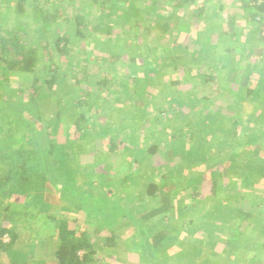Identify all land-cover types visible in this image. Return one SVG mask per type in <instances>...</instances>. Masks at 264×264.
<instances>
[{
	"label": "trees",
	"instance_id": "obj_1",
	"mask_svg": "<svg viewBox=\"0 0 264 264\" xmlns=\"http://www.w3.org/2000/svg\"><path fill=\"white\" fill-rule=\"evenodd\" d=\"M216 1L217 9L209 4V0H162L168 9L172 4L181 6L183 3L189 5L193 3L194 10L188 13L190 16H180L171 28L187 27L193 19H203L209 11L214 14L216 11L220 12L224 8L225 0ZM237 1L243 12L241 22H244L246 30L249 28L251 31L250 36L255 41L256 51L259 55L263 54L262 61H264V0ZM162 2L161 0H0V67L13 72H24L29 77L25 90L12 87L13 83L9 85L0 81V264H98L95 257L97 241L91 240L92 233L71 227L67 218L49 211L51 205L65 202H68L74 210L85 212L86 225L98 232L108 231L109 234L104 237L107 248L117 247L115 228L131 222L135 228H138L144 241L143 244L130 243L137 246L135 249L143 257H146V251L151 253L146 257L150 264H184L181 260L186 256L189 257L193 249L200 246L199 249L202 248L203 251L199 255L204 257V253L211 247L197 245L200 241L194 243L195 240L188 236L185 240H178L176 245L180 249L178 252L164 255L168 248L175 246L171 236L176 232V228L172 219L170 220L177 209L178 199L175 197L181 194L182 189L194 185L197 180L196 171L190 170L184 176H175L171 180L161 176L157 180L147 182L137 193L132 192L136 208L130 210L121 204L132 200L126 195L127 193L116 196V191L113 189L115 183H109L110 180L108 183L104 181L108 185V189L104 191L102 188L104 175L100 177L102 174L98 173L95 178L93 170L84 168L80 162L79 148L86 150L93 142V139L86 134L88 127L96 126L98 114L95 107L96 100L99 96L104 99L101 94L113 97L120 94L114 86L118 74L124 75L126 72L128 77L136 74L134 73L136 69L125 71L123 65L126 66L128 63L133 69L134 62L138 60L137 53L130 55L124 61L127 55L123 51L120 52L121 47L128 49L129 46L132 49H128L129 52L135 50L141 54L147 53L151 48L146 38H138L136 33L130 30L134 23L126 24L122 28V31L126 28L127 31L121 34L118 44L109 42L113 30L118 26L103 22L102 19L108 17L113 20L111 16L114 11L120 10L116 8L118 4H125V12L136 16L142 13L147 5L151 6V13ZM97 11H99V19L95 22L94 16ZM8 14L13 16V20L4 26L3 19ZM24 15L29 16L27 21H23ZM227 16V26L231 29L236 19L231 14ZM169 18V12L161 17L165 21ZM158 26L155 36L160 35L159 31L166 28L167 23ZM230 29L225 33L230 34ZM99 32L106 37L104 45L108 47L107 50L101 48L102 50L97 51L96 40L94 46L90 44L93 36ZM31 39H40L41 42L38 46H31ZM175 41L176 38L171 40L170 36L165 42L167 43L164 50L166 63L176 62L168 66L170 72H177L180 64L190 68L192 60L200 56L199 52L192 51L190 53L192 55L187 56L185 60L182 54L172 53L169 49ZM240 45L239 41L231 46L222 45L210 52L208 60L215 62L214 54L224 51L226 56L235 59L236 54L243 49ZM53 53H56V57ZM63 56L66 60L74 57L80 62H75L73 67L69 68L67 64L60 63ZM234 59L232 62L237 63ZM246 60L240 62L247 65ZM200 68L201 66L196 69L201 70ZM207 68L209 72L207 71L202 79H199L201 93H198V97L203 99L196 104L199 107L204 105L202 103L205 97L206 100L211 98L203 96L210 87L209 83L215 88L212 93L222 92L219 87L221 75L219 77L215 73H210L215 69L214 66L208 64ZM159 73L152 79L156 80L160 77ZM190 73L189 70L188 74ZM261 74L264 76V72ZM90 75L93 77H89ZM193 75L196 77V74ZM91 79H94L92 84L89 83ZM221 79L240 84L245 87V91H249L243 101L225 108L224 111L231 113L232 120L223 123L220 127L217 126L224 129L225 133L232 129L233 135L236 134V130L239 136L237 139L236 135L235 138L228 140L227 134L225 140L222 141L220 138L217 143L204 150L196 160L203 162L215 159L218 164L213 188L214 193L219 195L216 199L220 200L218 203L222 206L221 210L227 213L225 216L229 218L228 232L223 239L225 247L229 250L225 249V252L234 251L226 262L264 264V258L259 255L264 253V240L259 241L256 235H252V227L246 230L248 223L255 222L248 196L243 190H238L230 199V196H225L226 193L223 191L226 190L225 186L219 184L220 176L233 175L236 168H241L234 161L240 156L244 146L253 145L251 155L254 158L258 157L262 149L263 144L259 140L264 135V78L258 80L252 88L249 84V75L243 73L240 66L237 68L236 64V68ZM179 83L178 78L165 82L170 89ZM120 96L119 101L122 100ZM125 96L128 98V104H137L138 99L134 93L127 92ZM143 98H139V102L144 100ZM140 104L144 105V103ZM209 111L212 110L206 112ZM206 112L199 113L208 115ZM160 113L165 114L166 110L159 108L157 114ZM252 116H255L257 121L247 120ZM69 127L74 128L79 136L88 138V142L84 144L74 141L73 134L68 130ZM60 132H63L64 136L57 137L56 134ZM196 133L198 132L191 129L187 122L176 134L182 140ZM177 136L174 134L173 138L177 139ZM121 144L122 140L114 144V137L109 138L110 146L106 152L112 153ZM158 149V143L151 141L148 143L147 152L155 154ZM184 155L185 153L181 158H184ZM190 163L189 161L188 165ZM219 163H223V166L220 167ZM122 169L123 167H120L117 172L114 170L113 174L107 172L108 176L121 178L123 179L121 182H124L128 174L125 173L121 177ZM51 184L59 186L58 194L52 193L49 188ZM190 189L192 198H196L199 193L193 188ZM227 200L231 203L225 205ZM261 204L260 202L259 205ZM28 219L36 221L35 225L25 221ZM192 223L193 219L190 218L185 224L190 226ZM22 228L29 231L25 237H20ZM41 232L45 233L46 237L41 236ZM6 236L7 240H5ZM245 250L252 254L248 257L241 255ZM116 251L118 250L113 252ZM157 251H160V255ZM122 255L123 251L116 254L118 262L122 261ZM226 262L220 263L218 260L216 264Z\"/></svg>",
	"mask_w": 264,
	"mask_h": 264
},
{
	"label": "rangeland",
	"instance_id": "obj_2",
	"mask_svg": "<svg viewBox=\"0 0 264 264\" xmlns=\"http://www.w3.org/2000/svg\"><path fill=\"white\" fill-rule=\"evenodd\" d=\"M216 2V0H209V4L217 9ZM192 6L193 3L190 5L183 3L181 6L172 4L170 9H168L165 3L162 2L157 9H152L151 13V6L147 5L142 13L135 16L125 12V4H118L116 8L122 11L115 10L111 16V18H114L113 20L108 17L102 19L103 22L114 23V25L118 26V28L113 30L112 38H110L109 42L118 44L121 34L127 31V28L124 31H122V28L126 24L130 25L134 23L131 25L132 29L130 30L135 32L138 38H146L147 42L151 44V48L147 50V53L141 54L135 50L129 52L128 49L132 50L129 46L127 47L128 49L121 47L120 52L123 51L127 55V57H124V61L130 55L133 56L137 53L138 62H134L137 66L132 62L134 65L133 69L128 66V63L126 66L123 65L125 71L136 69L134 72L136 74L129 75V77L126 72L124 75L118 74L114 86L120 92L121 101H119V95L113 97L101 94L105 100L101 99L100 96L98 97L95 103L96 112H98L96 115V126H92V128L88 127L86 134L87 137L93 139V142L88 145L86 150L81 147L78 152L81 154V164L84 168L93 170L95 178L99 173L100 175L102 174L100 177L104 175L102 179L103 183L104 181L108 183V180H110L109 183H115L113 189L117 192H115L116 196L127 193L126 195L131 197L132 200L121 202L123 207H127L130 210L136 208L132 192L134 194L137 193L147 182L157 180L161 176H165L166 180H171L175 176H184L190 170L196 171L197 180L194 182V185L182 189L181 194L175 197V199H178L176 204L177 209L172 218L170 217L176 228V232L172 233L174 235L171 236L173 237L172 242H174L175 246L173 245V247L168 248L164 255L178 252L180 250L176 246L178 240H185L190 236L195 240L194 243L197 240L200 241L197 245L201 244L211 247L204 253V257L199 255L203 251L202 248L199 249L200 246L195 248V250L191 249V255L189 257L186 256L181 262L184 264H206L207 262L216 264L218 260L220 263L228 261L229 257L234 254L233 250L227 252L229 249L225 247V241L223 240L225 234L228 232L229 218L225 216L227 213L225 214L221 210L222 206L218 203L220 200L216 199L219 195L214 193L213 179L216 178V171L218 169L216 160L212 159L201 162L196 159L201 156L204 150L209 149L212 144L217 143L220 138L223 141L227 134L228 140L229 138H235L236 135L237 139L239 136L236 130V134L233 135L234 131L232 129L230 132L225 133L224 129L217 126L220 127L223 123L232 120L231 113L224 111L225 108H230L238 104L237 102L243 101L249 91H245V87L240 84L225 81L227 79L222 80L221 78H224L227 73L235 69L237 64V68L240 66V70L249 75V84L253 88L258 80L264 78L261 74V72H264V61H262L263 54L259 55L256 51L255 41L250 36L251 31L249 28L246 30L244 22H241L243 12L237 0H225L224 8L220 12L216 11L214 14L209 11L203 19L195 18L187 27L182 26L179 28L175 26L171 28L180 16H190L188 13H192L194 10ZM168 12L170 13V18L166 21L161 19L163 14L167 15ZM98 13L99 11L94 16L96 18L95 22L99 19ZM230 14L236 19V23L231 29L227 26V15ZM158 15L162 16L158 17ZM24 17L23 21H27L29 16L24 15ZM4 18V26H7L13 20V16L10 14L8 16L5 15ZM164 23H167L166 28H162L161 32L159 31L160 35L155 36V31L159 28L158 25ZM64 28L66 29V27ZM244 28L245 30H243ZM229 29L230 34L225 33ZM170 36L171 40L176 38L172 48L169 49L172 53L182 54L185 56V60L187 56L190 57L192 55H190L192 51L200 53L198 58L192 60L190 68L189 66L185 67L180 64L177 72L169 71L168 66L176 63H166V52L164 50L167 47V43L165 42ZM105 38V35H101L100 32L96 33L93 39H91L90 44L93 45L96 40L98 42V46L95 47L97 51L102 50L101 48L107 50L108 47L106 48L104 45ZM236 41L241 43L240 46L243 49L240 53L236 54L235 59L234 57L230 58L228 55L226 56L224 51L218 53L219 55L214 54L213 58L215 62L208 60L211 51H215L222 45L224 47L231 46ZM40 42V39L30 40L31 46H38ZM186 43L188 46H186ZM164 44L165 46L163 47ZM53 55L56 57V53H53ZM232 59L236 60L237 63L232 62ZM243 59H247V65L240 62ZM75 62L79 63L80 60L74 57L66 60L63 56L60 61L63 65L67 64L69 68L73 67ZM208 64L215 67L210 73H215L219 77L221 75L219 87L222 92L220 94L212 93L215 88L212 87V83H209V91L206 90L203 96H210L211 98L206 100L205 97L202 103L204 105L199 107L196 104L200 102V99L203 100L202 97H198V93H201L199 79H202L207 71L209 72L207 68ZM199 66H201V70L196 69ZM189 70L191 75L188 74ZM157 73H159L160 77H157L156 80L152 79ZM193 74H196V77ZM89 77L93 76L90 75ZM175 78H178L180 83L174 88H168L165 82L175 80ZM28 79V75L24 72H13L0 67V81L3 84L12 85L13 83L12 87L25 90ZM93 81L94 79H91L89 83L92 84ZM93 88L94 90L96 89L95 87ZM127 92L135 94L138 99L137 104L130 105L127 103V96L130 97V95L125 96ZM123 97L125 98L123 99ZM142 97H144V100L139 102V98ZM210 101L215 102L209 105ZM140 103H144V105ZM159 108L166 110V113L158 115L157 110ZM208 110L212 111L207 113L206 111ZM200 111L206 112L208 115L200 114ZM183 113L190 115L183 116ZM251 119L257 121L255 116L247 120ZM187 122L191 129L196 130L198 133L180 140L176 133ZM68 130L73 134L72 137L75 139L71 138L74 141L76 140L84 144L88 142L89 139L83 138L81 135L79 136V133L74 128L69 127ZM63 134V132H60L56 136L62 137L64 136ZM174 134L178 137L177 139L173 138ZM111 137H114V144H118L120 140H122V144L112 153L108 154L106 150L109 149V138ZM150 141L159 144V149L155 154L147 152ZM259 142L263 145L258 157L254 158L251 155L254 148L252 144L244 146L240 156L234 161L241 168H236V172L233 175L220 176L219 184L225 186L224 189L226 190L223 191L226 193L225 196H230V199L233 198L234 193L238 190H243L246 193L248 201H250L249 205L252 216L255 219L254 223H248L249 225L246 230L252 227V235H256L257 239L262 241L264 240V160L262 159L264 158V135H262ZM184 153V158H181ZM121 155L123 156L122 158L120 157ZM260 159H262V162ZM189 161L191 162L190 165H188ZM219 166H223V163H219ZM120 167H123V174L120 173L121 177L125 173L128 174V178L124 182H121L123 180L121 178L109 177L107 173L113 174L114 170L117 172ZM103 168L106 172L102 171ZM105 183L104 185L102 184L104 191L108 189V185ZM49 188L53 194H58V185L51 184ZM190 188L199 193L196 198H192V190ZM260 202L262 203L261 206L259 205ZM228 203L231 202L227 200L225 205H228ZM49 211L67 218L71 227L77 230H87L90 234L92 233L91 240L97 241L95 257H97L96 261L98 264H150L146 257H149L148 255H151V253L146 251V257H143L135 249L137 246L131 244H143L144 241L138 228H135L131 222L123 223L115 228L114 234L117 236V247H114V249L105 246L104 237L109 234L108 231L98 232L86 225V214L84 211L74 210L68 202L57 205L53 204ZM190 218L193 219V223L189 226L185 223ZM25 221L32 225L36 223L32 219ZM20 234V237H25L29 234V231L22 228ZM40 235L46 237L43 232ZM5 240H7V236ZM225 249H227V253ZM114 250L118 251L113 252ZM122 251V261L118 262L116 254ZM251 254L246 252V250L241 253L245 257ZM259 255L264 258V253ZM225 264H228V262Z\"/></svg>",
	"mask_w": 264,
	"mask_h": 264
}]
</instances>
